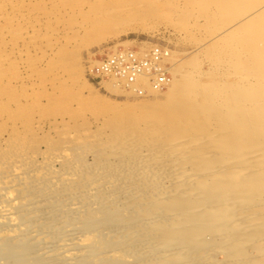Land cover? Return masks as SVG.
I'll use <instances>...</instances> for the list:
<instances>
[{"label": "rangeland", "instance_id": "1", "mask_svg": "<svg viewBox=\"0 0 264 264\" xmlns=\"http://www.w3.org/2000/svg\"><path fill=\"white\" fill-rule=\"evenodd\" d=\"M262 2L0 0V264H264V230H256L264 222V121L251 122V128H263L250 135L244 153L242 145L235 151L233 140L227 141L236 129L224 117L234 105L227 88L264 90V77L253 80L250 71L234 67L247 57L256 67L264 65V40L251 43L247 32L216 38ZM151 44L173 52L180 71L197 82L190 103L194 125L183 128L188 118L175 117L168 121L173 130H163L159 138L144 135L124 151L109 147L117 127L130 135L125 139L130 143L167 115L164 109L147 114L115 104L163 102L170 90L132 93L119 86L111 92L103 81L89 79V66L110 46ZM238 76H249L250 85ZM250 104L240 105L253 114ZM254 111L264 114V106ZM193 143L198 145L192 153ZM237 166L251 172L235 181L227 173ZM228 182L240 185L226 190L223 200L201 197L190 215L198 218L227 201V206L236 203L232 218L218 225L215 220L175 224L190 206L184 190L229 187ZM174 193L180 207L163 210ZM249 196L263 201L249 203ZM229 254L238 257L234 261L225 257Z\"/></svg>", "mask_w": 264, "mask_h": 264}, {"label": "bare ground", "instance_id": "2", "mask_svg": "<svg viewBox=\"0 0 264 264\" xmlns=\"http://www.w3.org/2000/svg\"><path fill=\"white\" fill-rule=\"evenodd\" d=\"M256 1V0H255ZM264 1V0H263ZM249 4V3H248ZM249 9V8H248ZM244 17H242V19L240 20V21H238V22H236L234 25H232L230 28H228L225 32H223L222 34H219L216 38H219V39H221L222 37H226V36H234V34H237V33H240V34H244L245 32H247V35H248V38H250V42L251 43H253V42H258L259 40H264V28H262L261 27V24H262V26H263V21H264V2H262L261 4H258V5H256L254 8H252L251 10L249 9V11L247 10V12H245L244 13V15H243ZM244 37V36H243ZM247 39V38H246ZM214 41V40H213ZM212 41V42H213ZM215 41H217V40H215ZM226 42V41H225ZM233 42V41H232ZM231 42V43H232ZM261 42V41H260ZM215 43V42H214ZM227 43H228V41H227ZM263 43V42H262ZM261 43V44H262ZM216 44V43H215ZM217 45V44H216ZM222 45V44H221ZM234 46H235V44H233ZM250 45V44H249ZM257 45V44H256ZM161 46V45H160ZM237 46H241V45H237ZM247 46V45H246ZM141 47V46H140ZM148 47V46H147ZM219 47V46H218ZM224 47L226 48V46L224 45ZM242 47H245V46H242ZM252 47V46H251ZM253 47H256V46H253ZM263 47H264V45H263ZM234 48V47H233ZM246 48H248V47H246ZM220 49V48H219ZM235 49V48H234ZM245 49V48H244ZM244 49H243V51H244ZM260 49V48H259ZM168 50V49H167ZM224 50V49H223ZM237 50H239V49H237ZM236 49H235V51H237ZM240 50H241V48H240ZM245 50H247V49H245ZM169 51V50H168ZM255 51V50H254ZM247 52H248V50H247ZM222 53V52H221ZM233 53V52H232ZM246 53V52H245ZM234 54V53H233ZM237 54H239L240 56L242 55V54H240V53H237ZM249 54V53H248ZM217 55H219V54H217ZM223 55V54H222ZM257 55L258 56H261V54H259V53H257ZM174 53L173 52H171V51H169V55H168V57H167V59L166 60H164V64H166L167 62H168V68H166L168 71H170V75H171V77H170V79L169 80H167V86H166V88H169V94H168V96H167V98L163 101V102H158V103H154V104H151V103H149L148 105H145V104H136V102L135 103H131V104H128V103H122V104H115V106L116 107H118V109H123V110H127V111H148L147 112V114H150V113H152V114H154V113H156V112H158L159 110H165V111H167V115L165 116L166 118L164 119V120H161V119H159V118H156V120H155V122H153L152 123V126L150 127V125L149 126H147V130L144 132V134H138V135H134V136H132L131 137V142L129 143V140L127 139L126 141H125V139L126 138H128V137H130V135L128 136V134L127 133H125L124 131H123V127L122 128H120V127H117V129L115 130L116 132H115V134H114V137L115 138H112V139H110L109 141H108V143H109V147H110V145H112V144H115V145H117V146H119V148L120 147H122L123 149V151H124V149L126 150L127 149V147H128V150H129V148L130 149H132L133 147H134V143L136 142V140L138 141L139 139H141V138H143V136L144 135H150V136H152L151 134H154L155 136H156V138L158 137H160V136H162L163 135V133H162V131L163 130H173L172 128H169V129H167L169 126H171L172 125V123L169 125V123H168V121L170 120V121H173L174 120V118L175 117H177L178 119L179 118H184V117H186V118H188L187 119V121H185V123H183V125H184V127H183V125H181L183 128H186V127H188V130L190 129V127H193L192 125H194V124H192V122L194 121V119H192V115L191 114H193L194 112L192 111V109H193V107H192V105L190 104L191 102H193V101H191L192 100V98L193 97H191L192 95L194 96V93H196V94H198L196 91H199V86L197 85V84H195V83H197V82H194V78H193V76L192 75H190L188 72V74L186 73V72H184V73H182L181 71H180V64H179V66L177 65L178 63H174L175 61H174ZM228 56V55H227ZM235 56V59H237L236 58V54L234 55ZM244 56V55H243ZM253 56V55H252ZM254 56H256L255 54H254ZM257 56V57H258ZM264 56V55H263ZM231 57V56H230ZM237 57H238V55H237ZM245 57H246V55H245ZM244 58V57H243ZM242 58V59H243ZM250 59H251V57H250ZM222 60V59H221ZM238 60H240L239 58H238ZM246 60V59H245ZM247 62L245 63L243 60H241V61H237L236 62V64H234V67H236V65L238 64V66H240V67H242L243 69H245V70H248V71H250L252 74H251V78L253 79V80H255V78H256V80H260L261 81V79L264 77V65H259V66H257L256 67V65H255V63H250L251 61L249 60V58L247 57ZM174 61V62H173ZM258 61V60H257ZM179 62V61H178ZM231 62V61H230ZM173 63V64H172ZM225 63V62H224ZM226 64V63H225ZM228 64V63H227ZM232 64V63H231ZM230 64V65H231ZM229 65V64H228ZM218 66V65H217ZM233 67V68H234ZM225 68V67H224ZM232 68V67H231ZM241 68V69H242ZM216 69V68H215ZM226 69L227 68H225V71H226ZM238 69H240V68H238ZM241 69H240V72H244L245 73V71H241ZM228 70V69H227ZM233 70V69H232ZM235 70V69H234ZM250 72H249V75H250ZM237 74V73H236ZM229 75V74H228ZM238 75V74H237ZM214 76V75H213ZM232 76V75H231ZM234 76H235V72H234ZM228 77V76H227ZM236 77V76H235ZM238 77H240V76H238ZM212 78V77H211ZM216 78V77H215ZM240 78H242V79H240L241 81L240 82H242V80L243 81H247V83L249 84V76H241ZM197 80V79H196ZM229 80V79H228ZM222 81V80H221ZM220 81V82H221ZM223 81H224V79H223ZM226 81V80H225ZM224 81V82H225ZM104 83H103V85H104V87L107 89V90H109V91H111V92H115L114 90H117V88L119 87V85H117L116 84V82L114 81V80H112V79H110V80H105V81H103ZM215 82V81H214ZM219 82V83H220ZM228 82V81H227ZM238 83V82H237ZM254 83V82H253ZM257 83V87H258V84H259V82H256ZM262 83H263V81H262ZM199 84V83H198ZM216 84V83H215ZM225 84H226V82H225ZM224 84V85H225ZM255 84V83H254ZM232 85V84H231ZM241 85H243V83L241 84ZM250 85V84H249ZM261 85V84H260ZM204 86V85H203ZM206 86V85H205ZM204 86V87H205ZM216 86V85H215ZM261 86H263V84L261 85ZM143 89H145L147 92L148 91H150V92H155V91H153L152 89L150 90L149 89V87L148 86H146V84H145V82H143L142 83V86H141ZM212 87V86H211ZM218 87H219V85H218ZM253 87H254V85H253ZM247 88V87H243V86H239L237 89L234 87V88H227V91H225L226 92V94H228L229 96H230V98L229 99H231V102H233L234 103V105L232 106V107H229L227 110H226V112H225V114H224V117H225V119L228 121V122H230L232 125H234V127L233 128H235L236 129V132H231L232 133V135H228L227 136V141H230L231 142V140H233V142H231V146H232V143H233V145H235L236 146V149H237V147L239 146V145H242L241 146V148H243V145H245V147H246V145H248L249 143H250V138H252V136H250L251 134L254 136V135H256L257 133H258V131H260V130H262V128L263 127H260L259 128V130L257 131V129H255V128H251L250 127V124H251V122L253 121V120H255V121H260V119H258V118H262V120L264 121V114H263V112L262 111H254V110H256V108H257V110H258V107L259 106H264V90H263V88H259V89H255V88ZM197 88H198V90H197ZM214 88V87H213ZM202 89V88H201ZM215 89H217V87L215 88ZM167 91H168V89H167ZM208 91V90H207ZM212 91V90H211ZM211 91H209V92H211ZM223 92V91H222ZM92 94H93V92H91ZM200 94V93H199ZM213 94H215V93H213ZM219 94V93H218ZM222 95L224 94V93H221ZM207 95V94H206ZM205 95V96H206ZM216 95V94H215ZM227 95V96H228ZM212 97V96H211ZM220 97V96H219ZM223 98H225V96L223 97ZM202 99V98H201ZM211 99V98H210ZM220 99V98H219ZM218 99V100H219ZM222 99V98H221ZM254 100L253 101V103L250 101V100ZM213 100H215V99H213ZM212 100V101H213ZM217 100V101H218ZM225 100V99H224ZM241 101H243V102H247L248 101V103H251L250 104V106H251V108L253 109L252 111H251V113H253V114H249V113H246L245 112V110L246 109H248L249 107L247 106V107H244V106H241L240 104H241ZM250 101V102H249ZM221 102V101H220ZM224 102H226V101H224ZM194 103V102H193ZM214 103V102H213ZM217 103V102H216ZM229 103V102H228ZM227 103V104H228ZM202 104V103H201ZM200 104V105H201ZM223 104H225V103H223ZM245 104V103H244ZM197 105V104H196ZM203 105V104H202ZM217 105H218V103H217ZM205 106V105H204ZM182 107H186V109L188 110H185L184 112H179L180 111V109L182 108ZM194 108H196V107H194ZM184 109V108H183ZM206 110H208L209 112H211V113H214V115L216 114V115H218L219 113H221L220 112V110L217 108V106H214V107H207L206 106V108H205ZM205 109H203V111L202 112H204L205 111ZM182 110V109H181ZM194 110V109H193ZM200 110V109H199ZM122 112V111H121ZM120 112V113H121ZM126 113V112H125ZM201 113V112H200ZM204 114V113H203ZM126 115V114H125ZM133 115V114H132ZM122 116V115H121ZM127 116V115H126ZM194 116V115H193ZM202 117V116H201ZM123 118H124V116H123ZM202 119H204V117H202ZM219 119V118H218ZM126 120V119H125ZM176 120V119H175ZM117 124H118V122H116ZM123 123V122H122ZM121 123V124H122ZM174 123H176V122H174ZM203 124V123H202ZM175 125V124H174ZM179 125V126H180ZM119 126H120V123H119ZM122 126V125H121ZM124 126V125H123ZM178 126V125H177ZM196 126V125H195ZM201 126V125H200ZM223 126V125H222ZM127 127V126H126ZM150 127V128H149ZM202 127V126H201ZM149 128V129H148ZM231 128V127H230ZM180 129V128H179ZM228 129V128H227ZM174 130H176V129H174ZM225 130V129H224ZM231 131H232V129H230ZM177 131V130H176ZM175 131V132H176ZM179 131V130H178ZM227 131V130H226ZM264 131V130H263ZM175 132H173V134H175ZM185 132V131H184ZM128 133H129V131H128ZM131 133V132H130ZM224 133H225V131H224ZM223 133V134H224ZM229 133V132H228ZM228 133H226V135L228 134ZM262 133V132H261ZM169 134V133H168ZM261 136V135H260ZM164 137V136H163ZM135 140H133V139ZM155 138V139H156ZM232 138V139H231ZM261 138H264V137H261ZM198 139V138H197ZM253 139V138H252ZM260 139V138H259ZM195 140V139H194ZM217 140H218V138H217ZM158 141H160L159 139H156V142H158ZM199 141V140H198ZM161 142V141H160ZM159 142V143H160ZM215 143H217L216 141H215ZM219 143V142H218ZM136 144V143H135ZM175 144V143H174ZM200 144V143H199ZM227 144V143H226ZM225 144V145H226ZM256 144H257V142H256ZM256 144H254V145H256ZM263 144V143H262ZM262 144H261V146H262ZM121 145V146H120ZM158 145V144H157ZM167 145V144H166ZM198 144H195V143H193L191 146H190V149H192V147H193V150H192V153H193V151H195L194 150V147L196 148V146H197ZM251 145V144H250ZM258 145V144H257ZM130 146V147H129ZM132 146V147H131ZM159 146V145H158ZM162 146V145H161ZM220 146V145H219ZM230 146V147H231ZM258 146H260V145H258ZM112 147V146H111ZM116 147V146H115ZM157 147V146H156ZM229 147V148H230ZM248 147V146H247ZM246 147V148H247ZM253 147V146H252ZM107 148H108V146H107ZM113 148V147H112ZM111 148V149H112ZM229 148H227V149H229ZM232 148V147H231ZM239 148H240V146H239ZM253 148H256V147H253ZM253 148L251 149V148H249V149H251L252 151H253ZM114 149V148H113ZM163 149V148H162ZM166 149V148H165ZM247 150V151H250L251 153L249 154V153H247L248 155H250L251 156V154H253L252 153V151L251 150ZM116 150H117V148H116ZM120 150V149H119ZM233 150V149H232ZM232 150L230 149V151L232 152ZM235 150V149H234ZM240 150V149H239ZM245 149L243 148V150H242V152L244 151ZM186 151V150H185ZM184 151V152H185ZM228 151V150H227ZM235 151H238V149L237 150H235ZM235 151H234V153H235ZM187 152V151H186ZM196 152V151H195ZM240 153H241V151H239ZM260 152V151H259ZM189 153V152H188ZM222 153V152H221ZM233 153V154H234ZM244 153H245V151H244ZM173 154V153H172ZM181 154H183V153H181ZM226 154V153H225ZM222 155V154H221ZM235 156L237 155V153L236 154H234ZM245 156H246V154H245ZM249 156V157H250ZM253 156H256V155H253ZM259 156V155H258ZM211 157V156H210ZM237 157H240L239 155L238 156H236V157H233V158H237ZM241 157H244V154H243V156H241ZM261 157H263L262 155H261ZM260 157V158H261ZM187 158V157H186ZM190 158V157H189ZM218 158H219V156H218ZM252 158V157H251ZM240 159V158H239ZM256 159V158H255ZM192 160V159H191ZM226 160V159H225ZM254 160V159H253ZM259 160V159H258ZM130 161V160H129ZM234 160L232 159V161L231 162H233ZM243 161V160H242ZM246 161V160H245ZM249 161V160H248ZM223 162V161H222ZM130 163V162H129ZM248 163V162H247ZM246 166V165H245ZM242 167V166H241ZM241 167H234V168H232V169H230L231 171L229 172V171H227V172H229V173H227V175H230V178L231 177H233V179H235V181H236V179L238 178V177H241L242 175H249V173L251 172H249V173H247L248 171H246V169L245 168H241ZM244 167V166H243ZM14 168V167H13ZM226 169V168H225ZM249 169V168H248ZM12 170H14V169H12ZM197 170H198V168H197ZM257 170H259V169H257ZM264 169H261V173H264V171H263ZM15 172H16V170H14ZM142 171V170H141ZM225 171V170H224ZM256 171V170H255ZM254 171V172H255ZM260 171V170H259ZM203 173V172H205V170L204 171H199V172H196V174L197 175H194V176H196V177H201L200 176V174H198V173ZM222 172V171H221ZM220 172V173H221ZM220 173H217V175H219ZM225 173V172H224ZM223 173V174H224ZM11 174H12V172H11ZM206 175H208V174H206ZM210 175V174H209ZM188 176H190V175H188ZM193 176V175H192ZM193 176V177H194ZM202 176H204L205 177V175H202ZM211 176V175H210ZM191 177V176H190ZM222 177V176H221ZM251 177V176H250ZM192 178V177H191ZM189 179V178H188ZM197 179V178H196ZM218 180V179H217ZM221 180V179H220ZM232 180V179H231ZM209 181V180H208ZM228 181V180H227ZM241 181V180H240ZM206 182V181H205ZM190 183H192V181L190 182ZM214 183H215V181H214ZM217 183H218V181H217ZM219 183H220V181H219ZM228 183H230V182H228ZM247 183V182H246ZM221 184H222V182H221ZM141 185V184H140ZM194 185H196V184H194ZM201 185V184H200ZM204 185V184H203ZM206 185H207V182H206ZM229 185V187H226V186H224V184L223 185H220V186H218V185H216V186H218V188H216L215 186L214 187H211V186H204L203 187V189L202 188H199L198 190H193V191H189V194H191V195H193L194 196V198H193V196L192 197H187L189 194L186 192V190H184L185 192H184V195H186V198H185V202L186 203H188V205H189V203H190V206H188L187 208V214H178L179 216L178 217H181V215H184V216H182L181 218H178V217H176V219L174 220L175 221V224L178 226V225H180V224H182V225H195V224H202V222H208V221H212L213 222V220H215L214 221V223L215 224H217V222H220L221 224L224 222V220L225 221H227V218H232V216L234 215L233 213L235 212V206H236V203L233 205V203L231 204V205H229V206H227V201H225V202H223L222 201V203H223V205H224V207H222V206H220L219 208H212V209H210V210H207V211H205L204 213H200L201 214V216H200V214L198 215V218L197 217H194V215L191 217V215H192V213H193V210L192 211H190L191 209H190V207L191 206H194V205H197L198 206V204H199V201H200V199H201V197H203V196H205V195H208V196H211L212 198H216V200H217V197H220L222 200H223V198H222V196L226 193V190H231V189H234V187L233 188H231L232 187V185L233 186H239L240 184L238 183H234L233 184V182L232 183H230V184H228ZM198 187H199V185H198ZM200 187H202V186H200ZM244 187V186H243ZM188 188V187H187ZM195 188V187H194ZM240 188V187H239ZM191 189V188H190ZM196 189V188H195ZM201 189V190H200ZM237 189V188H236ZM246 189V188H245ZM264 189V188H263ZM137 190V189H136ZM177 191V190H176ZM205 193H204V192ZM175 192V191H174ZM183 192V191H182ZM251 192V191H250ZM254 192V191H253ZM173 193V192H172ZM176 193V192H175ZM172 194L173 195V200H172V197H171V200H170V202L167 204V206L165 207V209H163V210H174L175 208H179L180 206H179V203H180V201L179 200H177L178 199V196H179V199H180V195H178L179 193L182 195L183 193H181V191H179L178 192V194ZM215 194H217V195H215ZM228 194L229 195H231L230 194V191H228ZM239 194V193H238ZM175 195V196H174ZM167 197V196H166ZM174 198H176V199H174ZM160 199V198H159ZM162 199V198H161ZM220 199V200H221ZM237 199H238V197H237ZM256 199H260V197L258 198L257 196L256 197H252V196H249L248 197V201H249V203L250 202H258V201H256ZM158 200V199H157ZM215 200V199H214ZM229 200H232V199H230L229 198ZM241 200V199H240ZM244 200V199H243ZM260 200H262V199H260ZM259 200V202H261ZM178 201H179V203H178ZM263 201V200H262ZM164 202V201H163ZM154 203V202H153ZM185 204V203H184ZM219 204V203H218ZM222 205V204H221ZM248 205V204H247ZM250 206H251V204H249ZM253 205V207L254 206H256L257 204H252ZM179 206V207H178ZM258 206V205H257ZM1 207V206H0ZM164 207V206H163ZM215 207V206H214ZM252 207V206H251ZM252 207V208H253ZM186 208V207H185ZM243 208V207H242ZM246 208V207H245ZM2 209V208H1ZM169 210V211H170ZM2 211V210H1ZM167 211H165V213H166ZM163 213V212H162ZM167 214V213H166ZM191 214V215H190ZM168 216H170V215H168ZM264 216V215H263ZM156 217V216H155ZM246 217V216H245ZM252 217V216H251ZM160 218V217H159ZM179 220H178V219ZM248 218H250V217H248ZM243 219H245V218H243ZM242 219V220H243ZM173 220V219H172ZM237 220V219H236ZM249 220V219H248ZM217 221V222H216ZM238 221V220H237ZM233 222V221H232ZM264 222H262L261 223V225L263 224ZM258 223H256V225H257ZM155 225V224H154ZM171 225H172V227H174V228H176L177 226L176 225H173L172 223H171ZM218 225V224H217ZM259 226H257L256 227V230H258L259 229V231H262V230H264V224L261 226L260 224H258ZM262 227V229H260L261 227ZM219 227V226H218ZM226 233V232H225ZM247 233V232H246ZM228 234H230V233H228ZM236 235V234H235ZM171 238L172 237H174L173 235H169ZM176 236H178V235H176ZM229 237V236H228ZM235 238V237H234ZM170 240V239H169ZM175 240H177V239H175ZM227 241V240H226ZM227 243H229V242H227ZM235 244V243H234ZM234 244H231L232 246H234ZM227 245V244H226ZM231 245H230V247H231ZM239 244H237V246H238ZM237 248V247H236ZM221 250V249H220ZM242 251V250H241ZM228 252H230V251H228ZM237 252V251H236ZM243 252V251H242ZM241 252V253H242ZM223 253V252H222ZM227 253V252H226ZM240 253V254H241ZM225 254V253H224ZM235 254V253H234ZM244 255V254H243ZM234 256V257H233ZM226 255L225 257H233L232 259H234V261L236 260L235 258H237L238 256L237 255ZM240 256V255H239ZM240 257H242V255L240 256ZM253 257V256H252ZM262 257V256H261ZM245 258V257H244ZM244 258H242V259H244ZM254 258V257H253ZM260 258V257H259ZM240 260V259H239ZM245 261V260H244ZM249 262H251V261H249ZM243 263H246V262H243ZM262 264V263H261Z\"/></svg>", "mask_w": 264, "mask_h": 264}, {"label": "built area", "instance_id": "3", "mask_svg": "<svg viewBox=\"0 0 264 264\" xmlns=\"http://www.w3.org/2000/svg\"><path fill=\"white\" fill-rule=\"evenodd\" d=\"M169 51L165 46L151 44L148 47L110 46L89 66L88 77L94 81L114 80L121 88L132 93L147 92L149 89L163 92L167 86V59Z\"/></svg>", "mask_w": 264, "mask_h": 264}]
</instances>
